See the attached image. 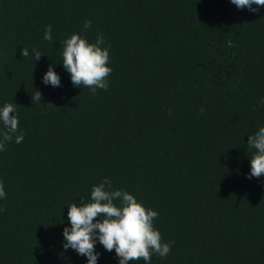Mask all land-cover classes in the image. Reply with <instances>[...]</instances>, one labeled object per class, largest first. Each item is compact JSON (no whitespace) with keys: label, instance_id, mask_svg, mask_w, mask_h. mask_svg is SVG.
<instances>
[{"label":"trees","instance_id":"trees-1","mask_svg":"<svg viewBox=\"0 0 264 264\" xmlns=\"http://www.w3.org/2000/svg\"><path fill=\"white\" fill-rule=\"evenodd\" d=\"M0 264H264V0H0Z\"/></svg>","mask_w":264,"mask_h":264}]
</instances>
